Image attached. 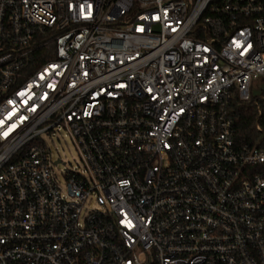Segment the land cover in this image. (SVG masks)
Listing matches in <instances>:
<instances>
[{
    "label": "built area",
    "instance_id": "built-area-1",
    "mask_svg": "<svg viewBox=\"0 0 264 264\" xmlns=\"http://www.w3.org/2000/svg\"><path fill=\"white\" fill-rule=\"evenodd\" d=\"M257 79L264 0H0V264H264Z\"/></svg>",
    "mask_w": 264,
    "mask_h": 264
},
{
    "label": "rangeland",
    "instance_id": "rangeland-1",
    "mask_svg": "<svg viewBox=\"0 0 264 264\" xmlns=\"http://www.w3.org/2000/svg\"><path fill=\"white\" fill-rule=\"evenodd\" d=\"M264 95V81L257 79L252 81L250 87V97L252 101L260 99ZM257 138H262V134H259ZM45 141L48 143L51 151L52 160L59 157L61 163L57 165L56 171L61 169L77 168V164L80 163L77 151L71 142V139L67 132L62 128H54L51 133L44 135ZM94 204L91 203V206Z\"/></svg>",
    "mask_w": 264,
    "mask_h": 264
},
{
    "label": "trees",
    "instance_id": "trees-1",
    "mask_svg": "<svg viewBox=\"0 0 264 264\" xmlns=\"http://www.w3.org/2000/svg\"><path fill=\"white\" fill-rule=\"evenodd\" d=\"M234 121V140L240 144H250L258 137L254 129L255 110L253 101L232 106Z\"/></svg>",
    "mask_w": 264,
    "mask_h": 264
}]
</instances>
